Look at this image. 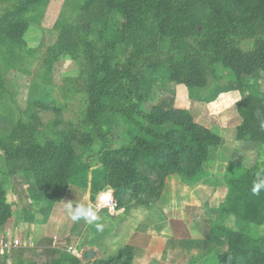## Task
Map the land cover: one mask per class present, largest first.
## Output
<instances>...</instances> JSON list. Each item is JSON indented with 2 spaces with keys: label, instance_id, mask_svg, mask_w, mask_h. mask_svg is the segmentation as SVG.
I'll return each instance as SVG.
<instances>
[{
  "label": "rangeland",
  "instance_id": "374dc122",
  "mask_svg": "<svg viewBox=\"0 0 264 264\" xmlns=\"http://www.w3.org/2000/svg\"><path fill=\"white\" fill-rule=\"evenodd\" d=\"M125 1L0 0V22L6 16L22 9V12L8 20L14 19L28 25L22 44L8 41L0 33V187L4 189L12 211L13 220L9 223L10 229L13 230L11 236H18L17 229L22 231L19 239L26 247L20 250L25 249L31 253H34L37 247H57L54 250L55 256L62 264H67L65 258L68 256L78 255L86 258L87 253L92 256L90 250H94L98 242L99 245L106 242L128 211L133 209V202L117 207L111 191L106 190L113 206H108V200L103 201L100 198L105 192L95 197L90 196L91 183L99 181L102 177L101 159L104 150L129 145L130 137L138 135L139 131L130 128L121 117L105 139L96 136L93 126L86 121L91 73L86 71L82 55V43L91 46L95 51L104 49V36L114 28ZM226 1L173 0L172 27L164 37L157 33L155 27L156 5L150 3L143 10L127 43L113 51L120 62L127 56L139 60L143 55L158 62L157 71L145 72L146 79L151 83V95L142 104L143 111L150 110L160 99L168 96L175 98L180 107L178 109H184L186 106V88L164 79L165 61L169 58L180 61L183 57H198L204 69L206 86L201 90L194 89L193 93L200 97L199 100L206 104V108L205 118L201 121L197 122L192 118L195 123L212 127L211 131L216 135L217 125L224 122L223 127H227L223 133L229 137L240 120H237L236 110H233L229 103L225 105V98L218 100L216 107L212 100L213 94L237 84L239 88L251 90L254 94L264 97L262 72H257L252 77L237 79L220 64L207 68V61L203 62L200 54L195 51L204 50L198 46L199 42L206 43L205 47H209L206 38L202 37L205 31L203 27L207 25L212 9ZM86 16H90L89 23L85 22ZM75 27H80L78 37H74L72 44L65 40L64 47L61 44V35L70 33L73 38ZM247 34H253V37L244 38ZM229 37L243 52L250 53L253 41L264 39V32L259 27L244 25L239 26ZM102 77L103 73L96 75L98 80ZM213 110H216L215 114L210 112ZM75 129L88 133L93 140L78 158L81 169L71 180L66 199L62 203L46 200L37 192L26 159L4 158L1 150V147L10 149L28 141L45 146L58 142L62 134ZM216 148L210 149L208 158L215 159L222 155L219 170L226 167L224 176H215L214 181L217 184L223 185L226 176L233 177L248 169H264V145L253 146L251 150H241L244 159L237 157L235 153H228L227 148L222 151ZM232 160L240 163L236 170L231 164ZM206 165L207 162L203 168ZM203 174L206 173L202 172ZM219 198H223V195L220 194ZM67 202L93 207L100 216L97 223L104 226L103 230L97 231L95 223L71 221L66 211ZM93 204L97 206L94 207ZM22 223L25 225L21 227ZM227 226H231V223H227ZM208 232L209 230H206V233ZM262 234L264 235V229ZM55 237L56 239H53ZM259 246L264 250V239Z\"/></svg>",
  "mask_w": 264,
  "mask_h": 264
},
{
  "label": "trees",
  "instance_id": "16d2710c",
  "mask_svg": "<svg viewBox=\"0 0 264 264\" xmlns=\"http://www.w3.org/2000/svg\"><path fill=\"white\" fill-rule=\"evenodd\" d=\"M173 0H126L114 28L104 36V49L95 51L82 43V55L86 71L91 73L90 90L87 95L86 121L96 136L105 139L123 118L130 128L138 129V135L130 137V144L104 150L101 159L102 177L90 185V196L111 191L117 207L149 208L155 203L164 187L165 178L177 175L190 182L201 179L202 169L208 160L211 148L218 147L222 139L209 128L195 123L185 109L175 108V98H162L150 110L143 111L142 104L151 95V83L145 72L157 71L159 64L143 55L139 60L127 56L123 62L117 60L113 51L127 43L135 30L143 10L153 3L156 5L154 20L157 33L164 37L171 30ZM24 9V8H23ZM0 22V33L12 43H23L28 29L25 22L8 20ZM90 16H86L89 23ZM259 27L264 32V0H227L212 9V15L202 34L209 45L198 43L200 54L207 68L220 64L237 79L252 77L257 72L264 74V39H255L250 53L243 52L230 41L239 26ZM80 27H75V36L63 33L61 38L74 42ZM207 32V33H206ZM253 34L244 35V38ZM66 45L69 46V44ZM141 51V48H139ZM139 51V52H140ZM196 55V54H195ZM164 70V79L169 83L183 85L190 100H199L194 89L206 86L204 69L198 57H183L180 61L169 58ZM103 73L98 80L96 75ZM236 88L240 100L235 110L240 123L235 129V141L253 146L264 145V97ZM217 92L212 98L221 93ZM193 94V95H192ZM92 137L80 130L62 134L58 142L45 146L30 141L10 149L1 147L4 158L23 157L30 165V174L37 192L46 200L62 201L71 180L78 175V158L83 149L92 144ZM26 144V145H25ZM256 169L242 171L235 176L224 177L227 189L224 203L218 208L217 226L209 229L208 236H222L223 242L214 254V264H264V190L259 196L251 193ZM96 207V204H93ZM12 213L4 189L0 187V229L11 219ZM231 223V226H227ZM26 250H19L11 264H36L24 257ZM132 248L127 246L105 260L91 264H131ZM67 264H79L73 257L65 258ZM49 264H62L59 258Z\"/></svg>",
  "mask_w": 264,
  "mask_h": 264
},
{
  "label": "crops",
  "instance_id": "0c3cea01",
  "mask_svg": "<svg viewBox=\"0 0 264 264\" xmlns=\"http://www.w3.org/2000/svg\"><path fill=\"white\" fill-rule=\"evenodd\" d=\"M223 98H225V105L229 103L234 110L236 102L240 100V94L236 88L219 93L216 98H212L216 107H218V100ZM185 102L184 109L189 111L197 122L205 118L206 104L204 102L190 100L187 95ZM175 108H180L177 101H175ZM215 111L210 112L215 114ZM237 118L239 120L238 115ZM222 124L225 125L224 122ZM222 124L217 125L216 128L217 135L222 139L221 146L216 149L222 151L227 148L228 153L232 155L235 153L237 157L241 156V159H244L241 150L244 148L251 150L252 147L235 141V127L233 134L229 137L225 136L223 132L227 126L223 127ZM207 128L212 130V127ZM221 159L223 160L222 155L215 159L208 158L206 167L202 169V172L206 174L196 181L188 182L177 175L167 176L160 197L153 205L149 208L129 210L106 242L101 245L98 242L96 247L94 246L95 249L90 250L93 253L92 256L87 253L86 258L78 255H74L73 258L78 259L79 264H91L95 260L112 257L119 250L129 246L133 251L131 264H214V254L222 244L223 238L222 236L209 238L206 230L215 225L218 208L224 203L226 197V188L214 181L215 176H224L226 172V167L219 170ZM231 164L235 170L240 166L237 160H232ZM220 194L223 198L218 199ZM65 199L66 196L61 203ZM217 199L218 202H216ZM12 220L13 218L0 229V235L11 236L13 230L10 229L9 223ZM23 225L25 223H22L21 227ZM17 232L18 236L15 234L11 237L21 238L22 231L17 229ZM56 248L37 247L34 253L26 250L24 257L36 264H48L57 258L54 251ZM15 255L16 253H13L9 257H0V264H11ZM90 257L91 259H88Z\"/></svg>",
  "mask_w": 264,
  "mask_h": 264
},
{
  "label": "clouds",
  "instance_id": "9594fccd",
  "mask_svg": "<svg viewBox=\"0 0 264 264\" xmlns=\"http://www.w3.org/2000/svg\"><path fill=\"white\" fill-rule=\"evenodd\" d=\"M264 190V169L260 172L256 173V178L253 181V185L251 188V193L254 196H259L261 191ZM102 200L107 201L109 199V193L105 192L101 194L100 197ZM66 204V211L68 214V218L73 222H80L84 221L88 224H94L97 231L103 230V225L97 223L99 221L100 216L98 215L97 211L94 210L91 206H85L83 204H73V202H67Z\"/></svg>",
  "mask_w": 264,
  "mask_h": 264
},
{
  "label": "built area",
  "instance_id": "2783aa9c",
  "mask_svg": "<svg viewBox=\"0 0 264 264\" xmlns=\"http://www.w3.org/2000/svg\"><path fill=\"white\" fill-rule=\"evenodd\" d=\"M108 203L109 205L106 203L105 206H113V202L110 198L108 199ZM24 246L26 247V245H23L18 238H13L8 235H0V257L2 258L17 253L20 249L24 248Z\"/></svg>",
  "mask_w": 264,
  "mask_h": 264
}]
</instances>
